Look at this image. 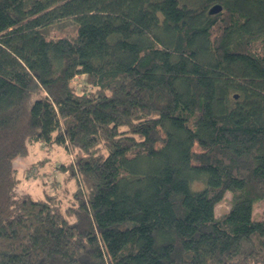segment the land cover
Here are the masks:
<instances>
[{"label":"trees","instance_id":"trees-1","mask_svg":"<svg viewBox=\"0 0 264 264\" xmlns=\"http://www.w3.org/2000/svg\"><path fill=\"white\" fill-rule=\"evenodd\" d=\"M38 143L68 204L16 194ZM260 200L264 0H0V264H264Z\"/></svg>","mask_w":264,"mask_h":264},{"label":"rangeland","instance_id":"rangeland-1","mask_svg":"<svg viewBox=\"0 0 264 264\" xmlns=\"http://www.w3.org/2000/svg\"><path fill=\"white\" fill-rule=\"evenodd\" d=\"M60 30L53 35H60L64 31L75 30L72 21H66L58 25ZM81 79L76 78L72 83L79 84ZM195 151L199 147L195 145ZM72 157L68 152L61 148L45 149L42 144L29 146L28 153L15 160L17 177L19 184L16 189L18 196L30 195L34 199H45L47 196L57 195L65 204L70 202V198L76 189L77 178L70 176V173L62 169V164H67ZM193 189H200V185H193ZM231 194L227 193L225 198L215 207L216 216L220 217L227 213L231 206ZM253 216L260 219L264 216V200L254 203Z\"/></svg>","mask_w":264,"mask_h":264},{"label":"water","instance_id":"water-1","mask_svg":"<svg viewBox=\"0 0 264 264\" xmlns=\"http://www.w3.org/2000/svg\"><path fill=\"white\" fill-rule=\"evenodd\" d=\"M221 10H222V7L219 6V5H216V6H213V7L210 9L209 13H210L211 15H214V14H217V13L221 12ZM235 97L238 98V96H235Z\"/></svg>","mask_w":264,"mask_h":264}]
</instances>
